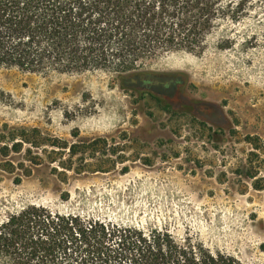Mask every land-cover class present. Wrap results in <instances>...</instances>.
<instances>
[{
  "label": "rangeland",
  "instance_id": "1",
  "mask_svg": "<svg viewBox=\"0 0 264 264\" xmlns=\"http://www.w3.org/2000/svg\"><path fill=\"white\" fill-rule=\"evenodd\" d=\"M226 35L232 44L221 48ZM143 76L170 86L132 85ZM5 126L37 128L69 143L105 139L106 154L89 162L110 171L60 169L67 177L58 176L56 165L32 164L24 151L0 156L1 164L15 166L0 167V224L29 205L44 206L123 227L167 229L264 264V190L241 174L250 153H259L248 137L259 138L264 153V20L221 25L203 53L159 52L124 75L111 68L0 69Z\"/></svg>",
  "mask_w": 264,
  "mask_h": 264
},
{
  "label": "trees",
  "instance_id": "2",
  "mask_svg": "<svg viewBox=\"0 0 264 264\" xmlns=\"http://www.w3.org/2000/svg\"><path fill=\"white\" fill-rule=\"evenodd\" d=\"M248 17L264 20V0H0V69L129 74L139 60L159 52L203 53L210 33ZM231 44L226 35L219 46ZM248 140L259 153H250L241 174L263 191L260 139ZM107 146L105 139L69 143L37 128L0 129V156L24 151L32 164L56 165L58 176L109 172L89 162L98 152L105 155ZM0 167L15 171L9 161ZM0 264L248 263L167 229L145 231L29 205L0 224Z\"/></svg>",
  "mask_w": 264,
  "mask_h": 264
},
{
  "label": "flooded vegetation",
  "instance_id": "3",
  "mask_svg": "<svg viewBox=\"0 0 264 264\" xmlns=\"http://www.w3.org/2000/svg\"><path fill=\"white\" fill-rule=\"evenodd\" d=\"M132 85L135 87L144 85L146 88L158 87L165 90L168 86H170V81H163L162 79L156 77L143 76L133 79Z\"/></svg>",
  "mask_w": 264,
  "mask_h": 264
}]
</instances>
